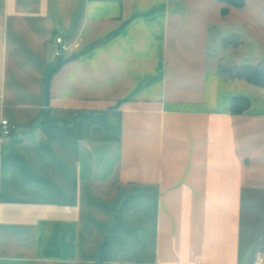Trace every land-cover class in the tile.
<instances>
[{"label": "crops", "instance_id": "obj_1", "mask_svg": "<svg viewBox=\"0 0 264 264\" xmlns=\"http://www.w3.org/2000/svg\"><path fill=\"white\" fill-rule=\"evenodd\" d=\"M243 65L264 0H0V264H264Z\"/></svg>", "mask_w": 264, "mask_h": 264}, {"label": "trees", "instance_id": "obj_2", "mask_svg": "<svg viewBox=\"0 0 264 264\" xmlns=\"http://www.w3.org/2000/svg\"><path fill=\"white\" fill-rule=\"evenodd\" d=\"M223 71L238 78L246 79L256 85L264 86V68L243 65L240 67H225ZM250 105L251 102L246 97H234L232 101V108L236 113H242L248 110Z\"/></svg>", "mask_w": 264, "mask_h": 264}, {"label": "built area", "instance_id": "obj_3", "mask_svg": "<svg viewBox=\"0 0 264 264\" xmlns=\"http://www.w3.org/2000/svg\"><path fill=\"white\" fill-rule=\"evenodd\" d=\"M170 1H177V0H170ZM69 51V45L65 41L62 36H57L54 42V52L55 55L59 58H62L67 54ZM12 134V129L10 126V122L8 119L2 121V128H1V138L5 140ZM263 257L258 256V259L255 261V264H262Z\"/></svg>", "mask_w": 264, "mask_h": 264}, {"label": "rangeland", "instance_id": "obj_4", "mask_svg": "<svg viewBox=\"0 0 264 264\" xmlns=\"http://www.w3.org/2000/svg\"><path fill=\"white\" fill-rule=\"evenodd\" d=\"M248 214L254 215V222H255V226L258 227L261 225V220L262 218H264V207L259 206V205H254L250 208L249 211H247ZM256 233L252 232V236L251 237H246L247 238V242L253 241L254 238L256 237L255 235Z\"/></svg>", "mask_w": 264, "mask_h": 264}]
</instances>
